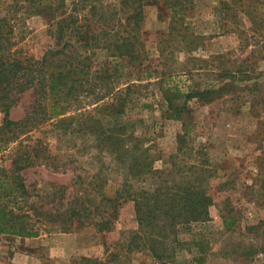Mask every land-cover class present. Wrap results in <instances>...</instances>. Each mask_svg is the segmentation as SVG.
Instances as JSON below:
<instances>
[{"label": "trees", "instance_id": "trees-1", "mask_svg": "<svg viewBox=\"0 0 264 264\" xmlns=\"http://www.w3.org/2000/svg\"><path fill=\"white\" fill-rule=\"evenodd\" d=\"M6 1L9 9H2L0 0V135L10 134L6 140L15 144L11 170L0 174V234L34 237L45 226L69 231L74 222L110 231L118 206L129 200L136 228L127 232L125 241L118 240L119 249H109L104 258L82 257L78 264H124L129 253L143 250L167 264L181 246L179 232L192 226L200 228L192 238L193 260L202 264L214 233L204 229L210 220L208 187L214 171L190 159L188 124L182 122L170 166L158 168L154 138L136 134L134 122L104 123L154 90L160 92L168 118L180 120L189 100L210 101L222 87L229 88L228 83L204 88L176 83L184 73L176 53L191 52L197 38L183 27L185 1L170 0L173 15L157 41L159 61L150 69L142 40L148 0L95 1L89 9H83L86 0L75 2L82 9H65V0ZM221 9H231L230 2L222 1ZM31 14L48 21L52 42L40 55L19 46L27 32L24 18ZM170 40L180 46L166 44ZM26 92L30 104L21 118L12 119L11 108ZM45 126L56 131L61 151L74 150L73 155L63 152L67 160L60 162L74 163L75 168L86 163L89 172L76 174L71 187L52 185L40 193L28 189L22 171L42 161L58 162L40 138L31 141L32 132ZM179 154L188 155V161ZM109 182L112 194L105 191ZM222 218L225 228L217 233L224 237L237 225L231 211ZM262 248L251 244L243 254Z\"/></svg>", "mask_w": 264, "mask_h": 264}, {"label": "rangeland", "instance_id": "rangeland-1", "mask_svg": "<svg viewBox=\"0 0 264 264\" xmlns=\"http://www.w3.org/2000/svg\"><path fill=\"white\" fill-rule=\"evenodd\" d=\"M76 1L65 0V9H82L75 5ZM95 1L105 5L121 0H86L83 9H89ZM183 1L186 6L183 27L197 38L191 52L176 53V61L184 71L176 83L203 88L228 83L229 88L222 87L210 101L189 100L188 111L180 120L168 118L161 94L154 90V95L140 97L124 113L106 118L104 123L134 122L136 134L155 139L158 156L154 165L163 168L170 166L169 155L175 152L177 134L182 131V122H186L187 144L192 147L190 159L200 160L214 171L208 187L212 197L210 220L204 225V229L214 233L202 264H264V223L259 224L264 222V0ZM222 1L230 2L231 9H221ZM1 2L2 9H9L6 0ZM143 14L145 64L150 69L159 61L157 41L168 31L173 9L170 0H148L144 1ZM23 25L27 32L19 46L27 53L40 55L52 42L47 19L31 14L25 16ZM176 43L166 42L180 46ZM224 71L229 74L221 75ZM31 99L28 92L24 93L11 108L10 117L21 118ZM143 103L151 105L145 107ZM1 118L0 112V123ZM32 135L31 141L40 138L50 148L49 153L57 154L58 162L53 165L45 163L46 160L22 171L30 191L43 193L52 185L71 187L76 174L84 176L89 172L86 163L75 168L74 163L60 162L67 160L63 152L73 155L74 150L67 147L61 151L52 127L45 126ZM8 136V133L0 135V174L11 170L15 143L8 144ZM179 156L188 161V155ZM111 190L109 182L105 191L112 194ZM227 211H231L237 226L221 237L217 232L225 228L222 215ZM116 214L110 231L74 222L69 231L48 230L49 226H45L34 237L0 234V264H78L82 257L104 258L109 249H119L118 240L125 241L127 232L137 226L132 201L118 206ZM199 229L193 226L181 229L178 234L181 246L167 264H198L193 260L192 238ZM251 244L263 248L243 254ZM124 264L162 263L143 250L129 253Z\"/></svg>", "mask_w": 264, "mask_h": 264}]
</instances>
